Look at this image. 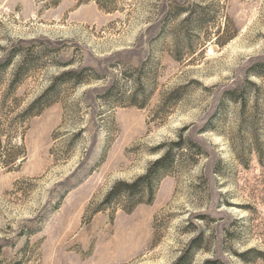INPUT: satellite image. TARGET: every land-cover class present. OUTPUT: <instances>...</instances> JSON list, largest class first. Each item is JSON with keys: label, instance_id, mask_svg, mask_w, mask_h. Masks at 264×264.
Returning <instances> with one entry per match:
<instances>
[{"label": "rangeland", "instance_id": "1", "mask_svg": "<svg viewBox=\"0 0 264 264\" xmlns=\"http://www.w3.org/2000/svg\"><path fill=\"white\" fill-rule=\"evenodd\" d=\"M111 1L0 0V64L15 54L0 97L17 100L0 131V264H176L200 235L190 264H264V0ZM53 84L56 102L16 119ZM180 136L205 153L173 147L186 160L152 203L104 205Z\"/></svg>", "mask_w": 264, "mask_h": 264}, {"label": "trees", "instance_id": "2", "mask_svg": "<svg viewBox=\"0 0 264 264\" xmlns=\"http://www.w3.org/2000/svg\"><path fill=\"white\" fill-rule=\"evenodd\" d=\"M53 5H57L60 0H51ZM88 0H81V3L87 2ZM103 4H100V7L103 9H106L107 11H113L114 3L111 0H100ZM188 19H191V13H187ZM205 19V15L201 13L199 16V20L202 22ZM217 35L216 41L219 43H222V39L225 38V42L229 40L230 38L234 37L236 34L229 35L227 38L224 36L219 30L218 32H215ZM227 35V34H226ZM224 42V41H223ZM13 54V55H12ZM14 52L11 53L9 58L4 63L0 64V82L3 77L4 68L6 69L8 65L13 60ZM26 69L22 68L18 70V72L15 73L14 78L11 81L10 87L15 89L22 80V77L25 75ZM72 77L77 78L76 81L79 83L84 82L85 79H81L80 74H78L76 71H67L61 75V79L65 77ZM10 89V88H9ZM56 96V85L53 84L49 89H47L42 95H40L38 98H36L34 101H32L28 107H26L20 116L16 117V119L24 120L26 118L36 116L42 113L44 109L52 105L54 102L57 101ZM16 99L12 97H8L6 95H3V97H0V131L3 125L10 120L7 117V114L5 110H11L14 107H16ZM172 149H169L166 151L164 149L165 144H160L156 148L152 150L153 154L161 153V156L156 159L154 162H151L149 165V168L147 172L134 179V180H119L115 183V185L112 187V189L109 191L108 195L106 196V199L104 201L105 206H112L115 203L121 201V200H127L129 203V206L124 208V211L126 212H132L137 205L141 203H152L155 199V188L157 185V181L160 176L164 174L171 173L172 169L177 166V163L184 162L185 160H178L176 161V153L173 150V147L177 149V151L181 156L184 154L188 155L189 160H193L196 162L198 157L203 156L205 153L204 147L196 142H190L186 141L182 136H180V139L176 142H171ZM187 152V153H186ZM198 156V157H197ZM148 198V201L146 199ZM203 246V236L200 235L199 237L195 238L192 242V247L186 251V253L180 258L178 263L176 264H190L192 261L194 252L200 249ZM241 257H245V255H240Z\"/></svg>", "mask_w": 264, "mask_h": 264}]
</instances>
